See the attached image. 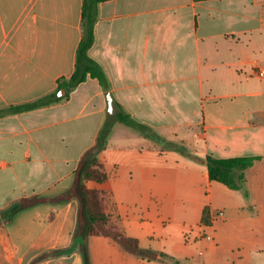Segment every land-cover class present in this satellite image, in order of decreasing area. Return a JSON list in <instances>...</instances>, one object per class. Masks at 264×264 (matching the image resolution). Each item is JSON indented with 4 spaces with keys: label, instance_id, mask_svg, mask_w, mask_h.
I'll return each instance as SVG.
<instances>
[{
    "label": "crops",
    "instance_id": "obj_1",
    "mask_svg": "<svg viewBox=\"0 0 264 264\" xmlns=\"http://www.w3.org/2000/svg\"><path fill=\"white\" fill-rule=\"evenodd\" d=\"M82 23L83 0H0L1 263L87 264L95 240L104 256L120 247L103 236L87 238L85 254L74 246L76 200L32 205L45 215L14 233L23 211L9 223L3 214L67 191L104 123L125 112L145 129L115 122L100 154L109 179L87 184L109 193L126 235L167 262L129 260L264 264V0L101 2L88 54L109 89L88 77L59 102L11 112L66 95L59 81L75 72ZM208 156L255 160L233 190L210 179Z\"/></svg>",
    "mask_w": 264,
    "mask_h": 264
},
{
    "label": "trees",
    "instance_id": "obj_2",
    "mask_svg": "<svg viewBox=\"0 0 264 264\" xmlns=\"http://www.w3.org/2000/svg\"><path fill=\"white\" fill-rule=\"evenodd\" d=\"M106 1L110 0H83V36L77 50L75 72L69 80L63 79L59 81L58 91L65 89L66 95L58 97L57 93L50 94L34 103L19 108H12L11 112L42 108L59 102L67 98L88 77L97 79L105 90L109 89L104 71L88 54L94 43V26L98 18V5ZM115 122H120L133 128L145 129L144 126L134 121L127 113L117 112L113 120H107L104 123L95 145L82 156L75 171L74 182L67 191L52 199L37 197L22 199L10 207L3 214V218L6 223H9L17 214L32 205L39 203H66L76 200L79 203V208L74 232V246L79 245L84 254L86 252L87 238L103 236L139 258L166 263V258L163 255L153 250L141 248L138 239L126 235L112 221L108 206L109 193L98 188H91L87 184L88 182L105 183L109 179L104 164L100 161V154L108 145V138ZM254 160L253 158L216 159L208 156L205 162L212 181L220 182L230 189L239 190L245 182V170L253 165ZM208 214L209 212L205 210L204 222H207ZM71 250H59L53 252V254L61 255L69 253Z\"/></svg>",
    "mask_w": 264,
    "mask_h": 264
},
{
    "label": "rangeland",
    "instance_id": "obj_3",
    "mask_svg": "<svg viewBox=\"0 0 264 264\" xmlns=\"http://www.w3.org/2000/svg\"><path fill=\"white\" fill-rule=\"evenodd\" d=\"M42 207L43 206L38 205L24 209L19 217L12 220L13 224L11 225V229L13 230V233L14 230H16L15 227L27 226L34 220L38 221L39 219H42L45 215V210ZM1 239H6L5 235L2 233H0V240ZM95 241L96 242L93 243V246L95 247L94 251L92 253L88 252L87 254V264H134V262L129 260V255L127 254L128 252L121 247L115 246V244H112L111 247L106 248V256H104L101 251L104 244L103 242H100L103 240L98 239ZM3 256L4 254L0 248V264H2L1 261Z\"/></svg>",
    "mask_w": 264,
    "mask_h": 264
},
{
    "label": "built area",
    "instance_id": "obj_4",
    "mask_svg": "<svg viewBox=\"0 0 264 264\" xmlns=\"http://www.w3.org/2000/svg\"><path fill=\"white\" fill-rule=\"evenodd\" d=\"M259 75H260V76H263V75H264V72L261 71V72L259 73ZM221 215H222L221 212H219V213L216 214L217 217H220Z\"/></svg>",
    "mask_w": 264,
    "mask_h": 264
},
{
    "label": "water",
    "instance_id": "obj_5",
    "mask_svg": "<svg viewBox=\"0 0 264 264\" xmlns=\"http://www.w3.org/2000/svg\"><path fill=\"white\" fill-rule=\"evenodd\" d=\"M111 99H112V98L110 97V98H109V101H110V106L112 107V102H111L112 100H111Z\"/></svg>",
    "mask_w": 264,
    "mask_h": 264
}]
</instances>
